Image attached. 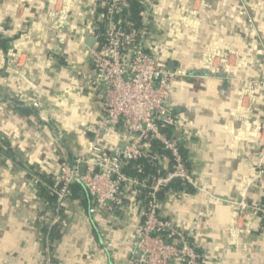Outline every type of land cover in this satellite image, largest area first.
<instances>
[{
    "label": "crops",
    "instance_id": "crops-1",
    "mask_svg": "<svg viewBox=\"0 0 264 264\" xmlns=\"http://www.w3.org/2000/svg\"><path fill=\"white\" fill-rule=\"evenodd\" d=\"M102 1L0 0V147L9 152H0V264H130L138 194L109 213L94 210L82 186L61 208L40 192L62 187L63 163L99 159L95 144L108 153L131 140L121 127L96 137L103 114L90 55ZM148 3L147 49L185 74L170 95L189 127L181 139L197 186L172 184L160 211L205 264H264V219L227 202L264 201V90L251 83L264 80V0Z\"/></svg>",
    "mask_w": 264,
    "mask_h": 264
},
{
    "label": "built area",
    "instance_id": "built-area-1",
    "mask_svg": "<svg viewBox=\"0 0 264 264\" xmlns=\"http://www.w3.org/2000/svg\"><path fill=\"white\" fill-rule=\"evenodd\" d=\"M141 4V21L136 26L130 18V0H103V19L97 24V44L90 55L92 83L103 114L96 137L104 128L121 127L131 140L108 153L95 144L94 149L101 153L97 160L81 157L73 163H63L58 178L62 187L53 193L61 208L71 195V186H82L90 195L94 210L109 213L122 206L127 194L141 195L143 218L130 264H205L191 235L160 211L172 184L179 182L183 189L197 186L181 139L189 127L175 114L170 95L171 84L185 74L161 66L147 49L153 9L148 0H141ZM251 83L264 90V80ZM157 144L165 153L157 150ZM163 159L169 161L168 168H163ZM141 160L154 164L158 174L138 177L126 172ZM81 163L84 171L80 170ZM263 175L261 170L257 178ZM227 202L241 213L250 212L264 219V201ZM43 264H52V260L47 259Z\"/></svg>",
    "mask_w": 264,
    "mask_h": 264
},
{
    "label": "trees",
    "instance_id": "trees-1",
    "mask_svg": "<svg viewBox=\"0 0 264 264\" xmlns=\"http://www.w3.org/2000/svg\"><path fill=\"white\" fill-rule=\"evenodd\" d=\"M130 3H131V8H130L131 17L130 18L135 23V25L138 26L141 21V11H142L141 0H130ZM5 43H6V40L2 39V37L0 36V45L5 46ZM157 150L160 153H165L162 150V146L159 144H157ZM0 152L4 154H9V152L5 151L3 147H0ZM126 172L131 176L143 177V176H148V175H157L158 168L154 166V164L148 162L147 160H141L140 162L134 163L133 165L129 166L126 169ZM60 186H62V183H60ZM173 186H174V189H178V188L182 189L179 182L174 183ZM78 187L79 185H72L71 191L77 190ZM40 189H41L40 190L41 196L48 198L52 203H55L56 195L53 194L54 196L53 195L51 196L49 190L45 187H41ZM184 190L191 191L192 188L187 187V188H184ZM163 196L164 194L161 193L160 198H163ZM139 197L141 198L142 196L139 195ZM57 238H58V229H57V226H54L50 233V241H56ZM52 264H58V263L55 260H52Z\"/></svg>",
    "mask_w": 264,
    "mask_h": 264
},
{
    "label": "water",
    "instance_id": "water-1",
    "mask_svg": "<svg viewBox=\"0 0 264 264\" xmlns=\"http://www.w3.org/2000/svg\"><path fill=\"white\" fill-rule=\"evenodd\" d=\"M90 43H92L91 41H90ZM175 112V111H174Z\"/></svg>",
    "mask_w": 264,
    "mask_h": 264
}]
</instances>
